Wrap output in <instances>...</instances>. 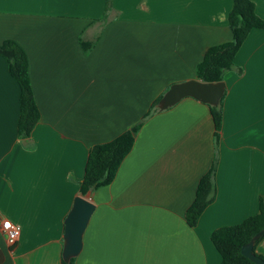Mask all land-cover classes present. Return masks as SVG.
<instances>
[{
  "label": "crops",
  "instance_id": "obj_1",
  "mask_svg": "<svg viewBox=\"0 0 264 264\" xmlns=\"http://www.w3.org/2000/svg\"><path fill=\"white\" fill-rule=\"evenodd\" d=\"M264 19V0H252ZM233 0H0V43L27 53L40 119L19 134L21 88L0 55V214L19 224L0 264H64L65 218L92 147L139 123L96 205L75 264H221L212 233L264 207V29L226 73L216 196L191 226L186 212L214 155L208 103L185 97L152 109L197 78L214 45L231 41ZM256 253L264 257V238ZM67 263V262H66Z\"/></svg>",
  "mask_w": 264,
  "mask_h": 264
},
{
  "label": "trees",
  "instance_id": "obj_2",
  "mask_svg": "<svg viewBox=\"0 0 264 264\" xmlns=\"http://www.w3.org/2000/svg\"><path fill=\"white\" fill-rule=\"evenodd\" d=\"M107 2L108 7H110L111 0H107ZM233 2V8L229 14V25L233 32V38L231 41L211 46L206 51L203 60L197 65V79L206 82H217L224 80L226 73L230 70H236L241 74L243 69L235 62L238 50L252 29H264V19L257 14L256 5L252 0H233ZM0 55L10 63L11 73L21 88L19 134L22 138H27L40 119V112L34 98L28 73V56L23 47L14 40H5L0 43ZM223 97L218 105L208 104L215 127V155L210 169L199 181L193 203L187 209V221L191 226L197 224L202 212L214 201L216 196L215 175L223 123ZM159 100L160 98L153 103L152 109H157ZM151 113L152 111L148 112L130 130L110 141L98 143L92 147L87 158L84 178L81 182L80 191L82 195H86L90 190L108 185L114 180L120 164L133 147L135 134ZM263 227L264 207L262 206L258 213L247 217L241 223L216 229L212 233V241L221 255V264H256L242 254L241 248ZM263 238L264 235L256 241L254 250ZM258 255L264 258L262 255ZM71 262H75V257L71 259ZM64 264H66L65 260Z\"/></svg>",
  "mask_w": 264,
  "mask_h": 264
},
{
  "label": "water",
  "instance_id": "obj_3",
  "mask_svg": "<svg viewBox=\"0 0 264 264\" xmlns=\"http://www.w3.org/2000/svg\"><path fill=\"white\" fill-rule=\"evenodd\" d=\"M226 83L224 80L217 82H206L197 78L173 83L164 93L158 103L161 110L175 105L185 97H194L210 105H218L224 96ZM96 205L89 197L76 196L74 204L65 218L63 259L66 264L77 257L83 249V236ZM264 235V227L256 232L249 242L241 248L242 254L247 256L256 264H264V258L259 256L254 246L256 241ZM4 260L2 249H0V263Z\"/></svg>",
  "mask_w": 264,
  "mask_h": 264
},
{
  "label": "built area",
  "instance_id": "obj_4",
  "mask_svg": "<svg viewBox=\"0 0 264 264\" xmlns=\"http://www.w3.org/2000/svg\"><path fill=\"white\" fill-rule=\"evenodd\" d=\"M0 231L10 245H14L21 234V227L11 219L0 214Z\"/></svg>",
  "mask_w": 264,
  "mask_h": 264
}]
</instances>
